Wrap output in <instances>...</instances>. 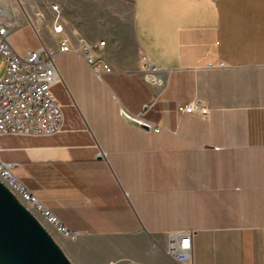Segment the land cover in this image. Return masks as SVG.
I'll return each instance as SVG.
<instances>
[{
    "label": "crops",
    "instance_id": "0c3cea01",
    "mask_svg": "<svg viewBox=\"0 0 264 264\" xmlns=\"http://www.w3.org/2000/svg\"><path fill=\"white\" fill-rule=\"evenodd\" d=\"M0 4L13 50L54 52L63 114L58 133L0 135V159L63 226L94 238L88 258L264 264V0ZM62 39L104 41L92 54L111 70L58 52ZM189 103L205 112L176 109Z\"/></svg>",
    "mask_w": 264,
    "mask_h": 264
},
{
    "label": "built area",
    "instance_id": "2783aa9c",
    "mask_svg": "<svg viewBox=\"0 0 264 264\" xmlns=\"http://www.w3.org/2000/svg\"><path fill=\"white\" fill-rule=\"evenodd\" d=\"M56 4L51 5L54 12L53 30L59 32L61 26L57 20L60 11ZM4 7L0 4V60L7 64L3 77L0 79V135H52L61 131L63 114L61 104L54 98L51 86L59 81L56 69L54 52L41 47L38 50H27L19 53L13 50L9 40L8 29L4 22ZM104 45L87 44L83 41L74 50L69 47L66 39H62L56 46L58 52L75 51L80 54L94 73L100 75L102 71L111 70L110 66L92 54V50ZM151 67V65H150ZM181 112L203 114L205 108L189 103L178 106ZM158 130V128H156ZM13 164L0 159V182L21 202L24 207L39 212L44 219L51 223L62 235L71 239L78 236V232L71 231L63 226L57 217L38 200L13 174ZM190 235H184L179 246L181 251L177 258L188 260L189 256L183 253L190 247ZM108 264H119L112 260Z\"/></svg>",
    "mask_w": 264,
    "mask_h": 264
},
{
    "label": "water",
    "instance_id": "95a60500",
    "mask_svg": "<svg viewBox=\"0 0 264 264\" xmlns=\"http://www.w3.org/2000/svg\"><path fill=\"white\" fill-rule=\"evenodd\" d=\"M129 124L150 125L124 110ZM0 264H72L36 217L0 182Z\"/></svg>",
    "mask_w": 264,
    "mask_h": 264
},
{
    "label": "rangeland",
    "instance_id": "374dc122",
    "mask_svg": "<svg viewBox=\"0 0 264 264\" xmlns=\"http://www.w3.org/2000/svg\"><path fill=\"white\" fill-rule=\"evenodd\" d=\"M7 64L5 63V60H0V79L3 77L5 70H6ZM35 217L36 219L45 227L46 232H49L50 235L53 237V239L56 241L57 245L60 246V248L63 250V252L66 254V257L70 259L72 264H80L76 261L75 252L73 249L78 251L80 253V257H84L85 260L83 264H96L93 262V259L89 256L87 257L86 253L89 252L92 253V249L94 248V245L96 241L93 237H83V236H77L74 240L62 235L58 230L53 226L51 223L46 222L44 217L39 214V212L27 208ZM71 247V248H70ZM83 258V259H84Z\"/></svg>",
    "mask_w": 264,
    "mask_h": 264
},
{
    "label": "bare ground",
    "instance_id": "6f19581e",
    "mask_svg": "<svg viewBox=\"0 0 264 264\" xmlns=\"http://www.w3.org/2000/svg\"><path fill=\"white\" fill-rule=\"evenodd\" d=\"M40 214V213H39ZM47 222V221H46Z\"/></svg>",
    "mask_w": 264,
    "mask_h": 264
}]
</instances>
